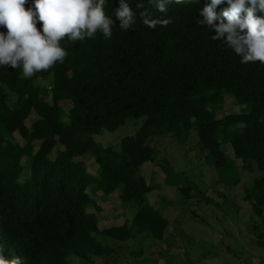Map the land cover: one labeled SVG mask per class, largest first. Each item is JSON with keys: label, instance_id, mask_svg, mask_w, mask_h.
<instances>
[{"label": "trees", "instance_id": "1", "mask_svg": "<svg viewBox=\"0 0 264 264\" xmlns=\"http://www.w3.org/2000/svg\"><path fill=\"white\" fill-rule=\"evenodd\" d=\"M118 2L107 0L109 15ZM128 2L132 28L117 24L108 40L99 32L83 42L65 38L63 64L28 79L22 69L0 67V255L8 261L97 264L118 253L115 242L166 239L171 221L148 202L158 184L143 166L157 161L155 137L184 143L193 132L225 186L239 185L242 175L223 145L260 172L245 199L264 232V66L242 64L211 39L215 32L198 23L207 0H165L164 12L157 0ZM36 27L42 31V22ZM227 96L238 111L227 110ZM142 116L140 129L118 145L93 137ZM163 170L164 182L189 196V177ZM114 199L133 213L101 224L102 204Z\"/></svg>", "mask_w": 264, "mask_h": 264}, {"label": "rangeland", "instance_id": "2", "mask_svg": "<svg viewBox=\"0 0 264 264\" xmlns=\"http://www.w3.org/2000/svg\"><path fill=\"white\" fill-rule=\"evenodd\" d=\"M226 108L240 109L228 96ZM145 119V116L130 119L114 131H103L93 137L104 146L118 145L126 136L134 135ZM151 144L157 150V161L147 162L143 174L158 186L148 194L147 200L170 219L167 237L161 242L149 239L115 242L121 245L118 253L97 264H264V238L260 236L264 232L253 206L245 199L246 184L260 174L254 171L256 167H246L240 159H234L229 144L223 145L242 175L241 183L231 188L219 180L215 167L207 162V151L199 146L195 132L184 143L171 136H161L155 137ZM83 159L89 170L94 171V158ZM164 166L189 177L195 185L189 196L164 182ZM102 206L101 224L113 223L119 213L130 216L133 213L115 199L105 201ZM72 263L79 264L76 259Z\"/></svg>", "mask_w": 264, "mask_h": 264}, {"label": "clouds", "instance_id": "3", "mask_svg": "<svg viewBox=\"0 0 264 264\" xmlns=\"http://www.w3.org/2000/svg\"><path fill=\"white\" fill-rule=\"evenodd\" d=\"M225 2L228 7L218 13L217 7ZM26 3L0 0V26L7 30L0 32V67L22 69L25 79L57 62L64 63L68 51L61 41L65 38L71 43L83 42L95 39L99 32L108 40L117 24L127 31L136 22L128 0H119L112 15L106 12L107 0H33L25 9ZM157 7L166 11L165 0H157ZM198 13V23L215 32L212 40L231 49L242 64L259 62L264 66V15H258L264 13V0H207ZM38 22H42V31L36 27ZM0 264L19 261L0 255Z\"/></svg>", "mask_w": 264, "mask_h": 264}]
</instances>
